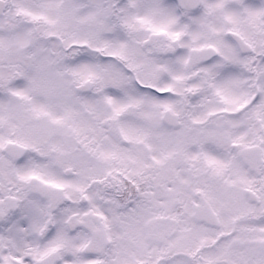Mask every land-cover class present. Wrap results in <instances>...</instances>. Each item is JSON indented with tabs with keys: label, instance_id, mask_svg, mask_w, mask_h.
Wrapping results in <instances>:
<instances>
[{
	"label": "snow or ice",
	"instance_id": "snow-or-ice-1",
	"mask_svg": "<svg viewBox=\"0 0 264 264\" xmlns=\"http://www.w3.org/2000/svg\"><path fill=\"white\" fill-rule=\"evenodd\" d=\"M0 264H264V0H0Z\"/></svg>",
	"mask_w": 264,
	"mask_h": 264
}]
</instances>
